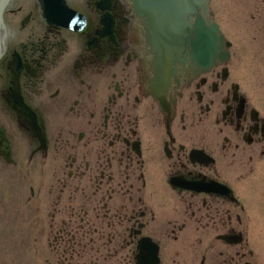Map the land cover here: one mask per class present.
<instances>
[{
  "label": "flooded vegetation",
  "instance_id": "obj_1",
  "mask_svg": "<svg viewBox=\"0 0 264 264\" xmlns=\"http://www.w3.org/2000/svg\"><path fill=\"white\" fill-rule=\"evenodd\" d=\"M58 3L80 24L23 0L0 56V157H26L51 185L37 194L28 178L40 226L46 214L57 223L51 255L42 228L38 264H264L246 217L264 112L234 77L233 55L164 90L173 65L158 77L156 60L118 33L111 0Z\"/></svg>",
  "mask_w": 264,
  "mask_h": 264
},
{
  "label": "rangeland",
  "instance_id": "obj_2",
  "mask_svg": "<svg viewBox=\"0 0 264 264\" xmlns=\"http://www.w3.org/2000/svg\"><path fill=\"white\" fill-rule=\"evenodd\" d=\"M210 10L212 20L219 24L226 39L234 44L231 61L234 77L242 81L256 105L264 112V0H211ZM14 160L17 165L10 164L0 157V264H38L37 248L42 244V228L45 236L44 247L41 248L47 249V253L51 255V250L47 248L51 238L47 233L50 226L57 227V223L46 214L44 225L40 226L36 209H31L35 200L27 201V196L32 190L28 178H34L35 183L31 185L37 194L41 187L46 192L51 189V185L48 182L38 183V180L43 181L42 178L39 179L40 173H37L40 168L34 164L26 165L28 161L26 157L17 155L14 156ZM28 163L30 164L29 161ZM258 165L260 166L251 177L248 184L250 187L246 191L248 197L246 217L252 229L254 260L262 261L264 161ZM37 194L33 197L40 201ZM54 199L50 193H45L42 196L44 208L50 207L51 210V202ZM256 252L260 256L259 260ZM41 263H44V259Z\"/></svg>",
  "mask_w": 264,
  "mask_h": 264
},
{
  "label": "water",
  "instance_id": "obj_3",
  "mask_svg": "<svg viewBox=\"0 0 264 264\" xmlns=\"http://www.w3.org/2000/svg\"><path fill=\"white\" fill-rule=\"evenodd\" d=\"M138 10L149 11L147 37L155 40L153 62L163 60L173 65L170 76H176L180 60H196L198 63L227 56L223 54V35L212 25L208 4L210 0H135ZM0 0V45L4 34V20ZM212 12V11H211ZM211 17V18H210ZM203 58V59H202ZM202 59V60H201ZM156 63V62H155ZM160 68L159 64L153 65ZM167 72H156L158 77ZM161 83L164 78L161 77ZM157 78L151 77V82ZM171 79L162 84L165 90ZM169 97V94H168Z\"/></svg>",
  "mask_w": 264,
  "mask_h": 264
},
{
  "label": "bare ground",
  "instance_id": "obj_4",
  "mask_svg": "<svg viewBox=\"0 0 264 264\" xmlns=\"http://www.w3.org/2000/svg\"><path fill=\"white\" fill-rule=\"evenodd\" d=\"M23 0H5L4 4L1 7L3 20L5 24L4 34L2 45H0V56L6 55L8 56V50L10 44L12 42V35L15 33L16 27L12 25V23L8 24L9 16L17 11L18 5L22 3ZM42 1V0H41ZM115 5V14L117 19L119 18V25L117 24V30L120 35L124 34L126 38H128L132 44H138V51L140 53V57L144 59L151 60L154 55V45L155 40L147 37L149 21L147 20L149 11L146 10H138L135 0H111ZM20 7V6H19ZM214 26V24L211 22ZM224 36V35H223ZM229 42V41H228ZM228 44V43H227ZM231 47L234 45L232 41H230ZM225 42L223 41L222 52L223 54H227L229 56L231 51L229 49H225ZM225 51V53L223 52ZM149 54L151 56H145ZM226 60V56L211 59L203 62H197L196 60H180L179 68L176 76H170L171 85L181 83L182 79L186 75L197 74L199 71L204 69H210L211 66L216 63H221ZM147 82H151L147 81ZM170 97V96H169ZM36 128H33L34 130Z\"/></svg>",
  "mask_w": 264,
  "mask_h": 264
}]
</instances>
